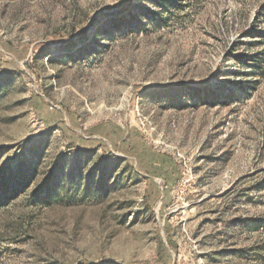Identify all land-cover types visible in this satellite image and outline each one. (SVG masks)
Here are the masks:
<instances>
[{
	"label": "rangeland",
	"instance_id": "rangeland-1",
	"mask_svg": "<svg viewBox=\"0 0 264 264\" xmlns=\"http://www.w3.org/2000/svg\"><path fill=\"white\" fill-rule=\"evenodd\" d=\"M0 264H264V0H0Z\"/></svg>",
	"mask_w": 264,
	"mask_h": 264
},
{
	"label": "trees",
	"instance_id": "trees-1",
	"mask_svg": "<svg viewBox=\"0 0 264 264\" xmlns=\"http://www.w3.org/2000/svg\"><path fill=\"white\" fill-rule=\"evenodd\" d=\"M3 184L5 185V187L9 185L8 181H4ZM19 184H23V180H20Z\"/></svg>",
	"mask_w": 264,
	"mask_h": 264
}]
</instances>
